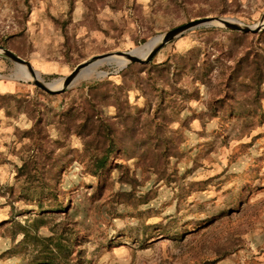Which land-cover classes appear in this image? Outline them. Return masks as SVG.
I'll return each mask as SVG.
<instances>
[{
	"label": "rangeland",
	"instance_id": "obj_1",
	"mask_svg": "<svg viewBox=\"0 0 264 264\" xmlns=\"http://www.w3.org/2000/svg\"><path fill=\"white\" fill-rule=\"evenodd\" d=\"M263 14L264 0H0V47L48 82L192 19ZM19 66L0 54V264H50L57 233L77 264H264V80L243 77H264V28L201 25L59 93Z\"/></svg>",
	"mask_w": 264,
	"mask_h": 264
},
{
	"label": "water",
	"instance_id": "obj_2",
	"mask_svg": "<svg viewBox=\"0 0 264 264\" xmlns=\"http://www.w3.org/2000/svg\"><path fill=\"white\" fill-rule=\"evenodd\" d=\"M207 24H221L230 30L240 31V32H244V33H248V32L256 33V32H258L264 28V14L262 15L261 19L256 24H253V25L243 24L237 20H234L231 18H226L223 16H205V17L189 20V21L182 23V24H179V25L167 30L165 33H163L161 38L155 42V44L152 46L150 51L144 57H139L134 52H132V50L104 52V53H100V54L92 56L91 58L77 64L74 67V69L64 77L62 85L58 88H52V87L48 86L46 84V82L40 80L36 76V71L33 69L30 62L27 61L26 59L18 56L17 54L10 51L9 49L0 47V54H2L4 57H7L10 60H12L18 64L23 65L26 68L27 72L32 77V83L36 87L40 88L43 91L49 92V93H59V92L63 91L68 86V84L70 82L73 81L75 76L78 74V72L82 68H84L85 66H87L91 63H95V62L99 63V62L104 61V60H106L110 57H113V56H122V57L127 59V63H129V62H137V63H141V64L147 63L150 60H152L154 55L158 52V50L160 49V47L164 43H166L169 40L181 35L182 33L186 32L189 29H192V28H195V27H198L201 25H207Z\"/></svg>",
	"mask_w": 264,
	"mask_h": 264
},
{
	"label": "trees",
	"instance_id": "obj_3",
	"mask_svg": "<svg viewBox=\"0 0 264 264\" xmlns=\"http://www.w3.org/2000/svg\"><path fill=\"white\" fill-rule=\"evenodd\" d=\"M244 33V32H243ZM249 33V32H248ZM245 33V34H248ZM199 50L198 48H193L192 51H196ZM243 59V60H242ZM242 62H244L246 60V63H248L249 65H252L255 63L254 59H245L242 58ZM168 63H166L167 65ZM257 65V63H255ZM165 65V64H164ZM178 65V64H177ZM191 70L194 71V75L192 76V81L193 82H200V83H204L205 81L209 80V77L206 79L204 78L205 76H207L206 73H199L196 71L195 65L194 63H192L190 65ZM254 72L252 74H247L244 75L243 77L246 78L249 82L254 83L255 80H257L258 82L263 81L264 77H262L261 75L262 72H257L256 67L254 68ZM257 82V83H258ZM95 84V82H94ZM90 86H93V84H91ZM112 143V141H111ZM89 144V139H85V145L87 146ZM114 150L112 148L107 149V150H103L99 153H94L92 154L93 157V164H94V168L95 170H102L106 167V165L108 164L110 157L113 155ZM26 171L29 172V168H28V164L24 163L20 168H19V172L21 171ZM40 210H42L43 208H45L43 205L39 204L38 205ZM53 208V207H51ZM59 210L63 209L62 206L58 207ZM43 220V217H34L32 218L31 222L33 224V229L36 228V226H38L40 224V222ZM55 234V233H54ZM25 238L28 237V233H24ZM63 233H57L56 235H52L50 237H48V240L51 241H55V243L52 244L51 248H47L46 250H41L42 253V257L41 260H43V262L45 263H50V264H77L75 262H73L72 260H70L69 255H70V249H69V244H68V238L66 237H62ZM24 238V239H25ZM71 262V263H70Z\"/></svg>",
	"mask_w": 264,
	"mask_h": 264
},
{
	"label": "bare ground",
	"instance_id": "obj_4",
	"mask_svg": "<svg viewBox=\"0 0 264 264\" xmlns=\"http://www.w3.org/2000/svg\"><path fill=\"white\" fill-rule=\"evenodd\" d=\"M162 36L161 35H158L150 40H148L147 42H145L144 44L140 45V46H137L132 50V52H134L136 55H138L139 57H144L147 55V53L150 51V49L152 48V46L155 44V42L160 39ZM112 64L114 65L115 67L117 68H122L126 63H127V59L122 57V56H113V57H110L104 61H101V62H95V63H91L87 66H85L84 68H82L78 74L75 76V79L79 78V77H83V78H87V77H92L94 75H97L99 74V72L96 70V67L97 65H100V64ZM20 69H21V76L22 77H30V74L27 72L26 68L20 64ZM36 76L38 78H40V76L38 74H36ZM63 80H64V77L63 78H59V79H53L51 81H48L46 82V84L52 88H58L62 85L63 83Z\"/></svg>",
	"mask_w": 264,
	"mask_h": 264
},
{
	"label": "crops",
	"instance_id": "obj_5",
	"mask_svg": "<svg viewBox=\"0 0 264 264\" xmlns=\"http://www.w3.org/2000/svg\"><path fill=\"white\" fill-rule=\"evenodd\" d=\"M10 89H12V86L0 83V91L10 90Z\"/></svg>",
	"mask_w": 264,
	"mask_h": 264
}]
</instances>
